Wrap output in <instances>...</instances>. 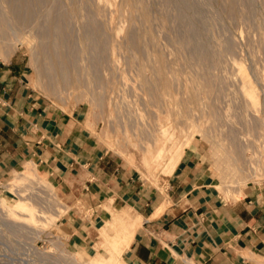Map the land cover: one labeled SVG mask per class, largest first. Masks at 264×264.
<instances>
[{
	"label": "rangeland",
	"instance_id": "374dc122",
	"mask_svg": "<svg viewBox=\"0 0 264 264\" xmlns=\"http://www.w3.org/2000/svg\"><path fill=\"white\" fill-rule=\"evenodd\" d=\"M12 54L146 177L195 147L226 198L264 181V0H0V59ZM12 184L34 220L1 197ZM64 210L30 165L1 185L0 264L128 263L123 219L81 248L57 226Z\"/></svg>",
	"mask_w": 264,
	"mask_h": 264
},
{
	"label": "crops",
	"instance_id": "0c3cea01",
	"mask_svg": "<svg viewBox=\"0 0 264 264\" xmlns=\"http://www.w3.org/2000/svg\"><path fill=\"white\" fill-rule=\"evenodd\" d=\"M26 165L56 189L57 226L72 246L88 248L116 217L128 264H264V181L226 198L195 147L170 173L146 177L104 149L83 106L59 107L33 89L12 54L0 59V186Z\"/></svg>",
	"mask_w": 264,
	"mask_h": 264
},
{
	"label": "bare ground",
	"instance_id": "6f19581e",
	"mask_svg": "<svg viewBox=\"0 0 264 264\" xmlns=\"http://www.w3.org/2000/svg\"><path fill=\"white\" fill-rule=\"evenodd\" d=\"M163 130V129H162ZM220 150V149H219ZM156 153H157V151H156ZM160 153L161 152H159L158 154H155V156L153 155V158L155 157V160L156 159H158V157L160 156ZM154 161V160H153ZM217 162V161H216ZM174 164H175V162H173V161H171V162H169L168 164H164V166H162V170H163V174H168V173H170V171L172 170V168L174 167ZM215 166V165H214ZM213 166V167H214ZM218 166V165H217ZM176 167V166H175ZM219 167H220V165H219ZM28 168H30V167H28ZM174 169V168H173ZM219 169V168H218ZM31 171V170H30ZM216 171V170H215ZM219 173V172H218ZM34 174V173H33ZM30 175V174H29ZM21 176H24V175H21ZM28 177V176H27ZM220 177V176H219ZM22 178V177H21ZM25 178H26V176H25ZM26 180V179H25ZM12 186L13 187H15L16 185H11V187L10 188H8V190L6 191V192H3L2 194H1V197L5 200V202L7 203V205H9V206H11L12 208H15V209H17V210H21V211H25V212H27V214H26V216L27 217H22V218H28V217H30V219H33L32 217H34V216H36V215H34V213H33V209L30 207L31 206V204H30V206L28 205V204H26L25 202H23L20 198H16L15 197V195L14 194H16V192L12 189ZM17 195V194H16ZM18 196V195H17ZM21 218V219H22ZM25 220V219H24ZM27 220H29V219H27ZM34 220V219H33ZM127 243H124L123 245H126ZM114 249V248H113ZM120 250H121V248H119ZM114 250H116V249H114ZM118 255H119V253H118ZM91 261V260H90ZM118 264H128V263H126V262H121V263H118Z\"/></svg>",
	"mask_w": 264,
	"mask_h": 264
}]
</instances>
